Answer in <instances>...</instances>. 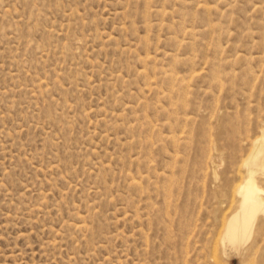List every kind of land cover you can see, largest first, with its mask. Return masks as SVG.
Returning a JSON list of instances; mask_svg holds the SVG:
<instances>
[{"label":"rangeland","instance_id":"obj_1","mask_svg":"<svg viewBox=\"0 0 264 264\" xmlns=\"http://www.w3.org/2000/svg\"><path fill=\"white\" fill-rule=\"evenodd\" d=\"M263 132L264 0H0V264H264Z\"/></svg>","mask_w":264,"mask_h":264},{"label":"bare ground","instance_id":"obj_2","mask_svg":"<svg viewBox=\"0 0 264 264\" xmlns=\"http://www.w3.org/2000/svg\"><path fill=\"white\" fill-rule=\"evenodd\" d=\"M261 134V137L257 138L252 145V157L250 161L248 158V163L246 162V166H250V169H247L249 174L246 181L244 179L245 182L239 187L238 193H236L238 195V202H236L238 205L235 208L236 210L234 209L235 212L233 211L234 213L227 220L222 235L221 244L232 249L240 250L247 246L250 239H252L251 236H253L252 233L258 220L264 225V191L254 179L256 169H261L264 172V132ZM261 155H263L262 158H260Z\"/></svg>","mask_w":264,"mask_h":264}]
</instances>
